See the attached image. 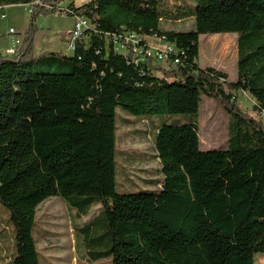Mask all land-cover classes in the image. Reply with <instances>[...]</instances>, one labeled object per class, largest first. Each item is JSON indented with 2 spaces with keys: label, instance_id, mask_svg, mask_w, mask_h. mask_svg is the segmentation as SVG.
<instances>
[{
  "label": "trees",
  "instance_id": "16d2710c",
  "mask_svg": "<svg viewBox=\"0 0 264 264\" xmlns=\"http://www.w3.org/2000/svg\"><path fill=\"white\" fill-rule=\"evenodd\" d=\"M35 1L0 0L32 8L19 54L0 52V202L14 226L11 264H41L36 212L53 196L78 218L100 206L81 227L75 223L89 260L255 264L264 253V0H191L189 13L187 0H176L167 19L191 17L195 28L188 31L162 28L159 0L68 1L62 11L94 25L69 55L36 50V18L62 0ZM122 31L175 43L173 68L160 67L157 76L156 65L117 53L107 34ZM228 32L238 34L236 81L197 63L200 35ZM236 90L252 95L261 120L239 107ZM203 95L219 100L230 117L228 148L202 150L197 123L162 124L154 141L161 177L148 182L151 189L118 192L117 109L197 114Z\"/></svg>",
  "mask_w": 264,
  "mask_h": 264
},
{
  "label": "rangeland",
  "instance_id": "374dc122",
  "mask_svg": "<svg viewBox=\"0 0 264 264\" xmlns=\"http://www.w3.org/2000/svg\"><path fill=\"white\" fill-rule=\"evenodd\" d=\"M178 1V0H177ZM177 1L159 0L158 10L165 18L162 28L178 31L194 30V21L191 17L182 20L167 19L178 10ZM183 13L195 10L196 4L191 0L185 2ZM185 7V6H184ZM14 9V8H12ZM8 19L1 18L0 10V38L5 37L7 21L12 10L3 9ZM10 11V12H9ZM180 11H182L180 9ZM28 23H31V15L26 12ZM177 15V14H176ZM39 16L35 24L39 26ZM18 28L19 24L14 25ZM39 32V30H38ZM37 32V33H38ZM25 37V32L22 34ZM155 39V38H154ZM232 41L229 49V43ZM158 45L157 40L149 41ZM227 49V50H225ZM70 54V52H69ZM197 63L201 68L207 66L216 67L229 75L230 81L238 79V34L236 32L202 34L199 41V57ZM152 72L159 76L160 67L172 69L173 66L166 60L154 63ZM173 80V79H170ZM236 103L252 118L261 120L262 115L256 110V100L249 92L236 90ZM197 123L201 139L202 150H219L228 148L230 117L226 109L215 97L203 95L199 113L197 114H153L134 116L125 110L117 109V150L116 167L118 171L117 191L120 193H136L151 189L153 185L148 182L158 179L161 168L160 160L156 157L155 138L157 128L162 124H186ZM100 206H94L88 216L78 218L76 209L69 208L62 197L53 196L46 199L38 206L36 212V225L34 235L36 238L41 264H112L111 257H102L89 260L86 258L84 244L78 239L77 228L98 215ZM9 211L0 202V264H11L15 252L14 226L9 221ZM102 250L103 247L98 248ZM258 255V256H257ZM257 256V258H256ZM255 264H264V253H257Z\"/></svg>",
  "mask_w": 264,
  "mask_h": 264
},
{
  "label": "built area",
  "instance_id": "2783aa9c",
  "mask_svg": "<svg viewBox=\"0 0 264 264\" xmlns=\"http://www.w3.org/2000/svg\"><path fill=\"white\" fill-rule=\"evenodd\" d=\"M68 0H62L60 2H53V5H56V11L66 13V11H62L61 7L65 5ZM35 4H42L41 0H36ZM29 9L30 13H32L31 5L24 4ZM48 8H52V4L48 5ZM6 15L3 14V17ZM75 18L74 28L71 32V43L69 44V50L73 52L75 50V46L78 40L87 39L88 35L86 30L88 28H94L91 20L84 15H73ZM9 33L15 34V38L9 47L2 50L4 55L8 56H16L20 52V47L23 44V37L19 35L15 28H10ZM107 42L113 44L114 50L117 53L123 54L125 56H131L132 61L135 64L139 63H161L162 60H166L169 62V58L171 56L178 57L180 50L177 48L176 44L168 41L165 37L152 36L157 40L158 45L155 43H150L147 39L148 36L140 35L133 31H122L121 33H108L107 34ZM111 36V37H110ZM153 40V41H154ZM179 62L178 58L174 59V64ZM170 63V62H169Z\"/></svg>",
  "mask_w": 264,
  "mask_h": 264
},
{
  "label": "crops",
  "instance_id": "0c3cea01",
  "mask_svg": "<svg viewBox=\"0 0 264 264\" xmlns=\"http://www.w3.org/2000/svg\"><path fill=\"white\" fill-rule=\"evenodd\" d=\"M74 6L79 7L82 6L91 0H68ZM7 8L8 10H12L14 13V18L11 16L10 20L7 21L9 23V27L6 28L5 37L0 38V52L5 48L9 47L10 44L14 40L15 34L9 33L10 28H15V24H19L18 28H15L19 35L22 34L28 29V16L26 12H29V9L26 5L20 4H9L0 6L1 18L8 19L7 15L3 9ZM14 8V9H12ZM10 12V11H9ZM3 14L6 16L3 17ZM39 32L35 36V48L38 52L44 51H52V52H60L63 54L69 55L72 52L69 50V44L71 43V32L74 28L75 18L70 15H66L64 13L55 11L49 14L40 15L39 16ZM24 39V37H23ZM148 41L154 40V37L148 36ZM87 40V39H85ZM157 76L158 72H156Z\"/></svg>",
  "mask_w": 264,
  "mask_h": 264
}]
</instances>
